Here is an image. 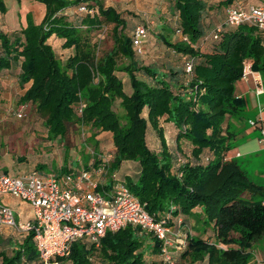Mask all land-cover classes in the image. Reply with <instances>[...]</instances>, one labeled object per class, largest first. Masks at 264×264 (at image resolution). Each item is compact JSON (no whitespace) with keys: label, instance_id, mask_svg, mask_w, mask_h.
<instances>
[{"label":"trees","instance_id":"16d2710c","mask_svg":"<svg viewBox=\"0 0 264 264\" xmlns=\"http://www.w3.org/2000/svg\"><path fill=\"white\" fill-rule=\"evenodd\" d=\"M34 1L44 8L39 22L26 12L25 24L18 29L0 27V72H15L20 86L30 82L19 102L33 104L42 115L47 137L60 140L72 122L88 127L89 139L95 140L96 133L110 135L115 152L107 169L114 172L123 161L138 164L137 175L125 185L148 213L159 216L171 206L172 213L183 216L200 210L212 239L189 237L183 258L190 263L252 264L249 248L264 237V202L257 199L263 188L226 155L235 137L228 119L245 108L244 99L235 95V83L248 60L254 71L264 72V38L246 25H222L217 38L212 37L232 0L213 7L223 13V21L213 28L206 27V17L213 13L206 0H167L161 8L165 11H155L160 24L154 37L179 61H162L159 71L140 64L129 29L135 24L117 8L101 0ZM79 5L92 12H79ZM73 6L77 14L71 16ZM6 12L5 0H0V14ZM165 13L173 22L164 20ZM109 25L112 44L99 58L98 34L107 32ZM50 38L67 50L64 62ZM121 59L125 61L119 63ZM187 62L192 64L189 72ZM119 71L129 77V92ZM116 101L122 114L115 110ZM162 121L172 125L174 151L167 147ZM148 125L158 136V152L147 141ZM98 160L79 168H90ZM146 234L127 225L108 232L97 245L75 241L57 264H144ZM151 238L152 252L159 254L160 243ZM3 245L0 264H43L31 233L18 246ZM10 245L14 248L6 252Z\"/></svg>","mask_w":264,"mask_h":264},{"label":"rangeland","instance_id":"374dc122","mask_svg":"<svg viewBox=\"0 0 264 264\" xmlns=\"http://www.w3.org/2000/svg\"><path fill=\"white\" fill-rule=\"evenodd\" d=\"M105 6H113L120 10L126 19L129 21L131 25H144L146 27L147 36L144 42V51L143 54L137 56L140 64H149L153 65L156 68L163 69L161 67L162 61H179L177 58L178 55H175L172 51L167 49L165 45L154 35L158 32V25L160 24V19L156 15L155 11L159 8L161 9L162 6H166L167 0H101ZM222 0H206L207 4L212 9L213 13H208L206 17V27L213 28L217 24L223 21V13L215 8L216 4ZM247 1L251 3L252 0H242V3ZM5 4L7 6V12L3 15L0 14V27L3 30L12 31L18 29L22 25L25 24V13L31 12L33 19L35 22H39L43 16L44 8L43 6L34 0H5ZM165 11L164 9H161ZM208 11V12H209ZM128 12L133 13L132 15ZM77 12L74 6L70 10V15L74 16ZM166 14V13H165ZM141 19V21H138ZM169 19V20H168ZM164 20H168L169 22H173L172 16L166 14ZM130 33H133V27H129ZM111 26L107 32L99 33V50L97 51V57H101L104 53V50H108L112 44V39L110 37ZM160 31V30H159ZM97 38V34L94 36ZM50 43L56 50L57 54L59 55L60 59L64 62L65 55L67 54V50H63L60 47V41L56 38H50ZM146 46V47H145ZM103 50V51H102ZM124 59H121L119 63L123 62ZM125 61V60H124ZM247 66L252 70V63L250 60L247 61ZM118 77L121 78L124 84V89L126 91L131 90V86L129 83V77L126 73L119 71L116 73ZM261 78L262 85L264 87V72L259 74ZM23 87L16 86L15 88L7 83L3 87L0 93V123H6V134L9 133L12 136L19 135L22 131L25 136V141L27 138L34 137V140H30L29 142H33V146L36 147H44L43 152L51 158L54 163L60 162V160L66 161L65 166H71L72 168L79 169V167L86 166L90 163V160L94 158H104L107 159L109 164L111 163L115 148L112 144V140L110 135L106 133H96L94 135L95 140L89 139V135L91 134V130L86 126L78 125L76 122L68 123L67 124V131L66 134L60 138L59 142L51 140L46 136V127L44 124V119L41 114H39L33 104L31 103H20L19 96L23 92ZM253 95L251 94V98H258L260 104L264 105V93L262 95H256L254 91H252ZM257 100V99H256ZM258 103V102H257ZM255 101L248 100L245 102V106L247 107L246 111L239 112L237 115L231 116L228 119V124L231 128L230 131L235 133L236 138L231 139L230 142L232 149L238 151L241 154V159H237L240 167L247 171V175L249 178L253 179V173H257L256 169L257 166L261 167L264 165V156L259 154L258 157L255 155L256 151L259 150L260 144L256 137L250 138L251 135H244L241 136V132H243L244 128L245 131L249 130L251 127L248 125V120L252 119L255 115V111L257 109L254 108ZM115 110L122 114L123 111L119 106L118 101L115 102ZM245 110V109H244ZM18 114H21L19 117ZM25 123L24 127L20 124ZM255 123V122H254ZM9 124V125H8ZM11 124V125H10ZM12 125L14 127H12ZM149 126V125H148ZM162 126L164 129V135L167 143V147L169 150H175V140H174V133L171 130L172 125H168L162 121ZM23 127V128H22ZM264 132V130L262 129ZM262 134V133H261ZM11 136V137H12ZM19 137V136H18ZM5 139V138H3ZM248 139V140H246ZM56 140V139H55ZM246 140V141H244ZM262 140L264 141V135H262ZM96 141V143H95ZM147 141L151 148L155 151H159L160 143L158 141V136L156 132L148 128V135ZM244 141V142H243ZM243 142V143H242ZM18 143L19 142L18 139ZM27 143V141H26ZM25 142L22 143V149L28 150L30 148V143L26 144ZM182 145V144H181ZM21 147V146H20ZM155 147V148H154ZM236 147V148H235ZM55 150V151H53ZM38 151V150H37ZM52 151V152H50ZM38 152H42L39 151ZM53 152H56L54 155ZM56 157V158H54ZM58 157V158H57ZM246 161V162H245ZM99 162V160H98ZM97 162V163H98ZM248 162V163H247ZM49 169H45L48 171ZM138 171V164L132 161H123L120 167L116 171L109 172L106 175V181L110 182L112 178L110 177L111 174L116 173V177L121 181H130V178H135ZM43 173V172H41ZM68 172H64L66 174ZM251 175V176H250ZM257 199H261L258 197ZM172 217L170 219V224L173 225L176 230H181V232L189 231V235L186 238H178L176 239L179 243H174L173 245L168 247V256L171 258V264H207L206 260L194 261L192 263L187 257L183 258L181 256L182 251L187 248L188 245V238L192 237L194 239H203L204 241H209L208 238L212 239V233L210 231L209 226L203 222V216L200 213V210L197 208L194 211V214L183 216L181 214L172 213ZM16 217V216H15ZM13 238L22 239L21 233L16 231L14 233H9ZM0 235L7 236L6 233L3 231V227H0ZM5 238V237H3ZM5 240V239H4ZM185 242V245L180 241ZM143 258L144 264H149L151 261L159 262L161 260V256L159 254H155L152 252L153 243L150 234H146L143 239ZM176 242V241H175ZM8 244V242H6ZM11 244V243H10ZM184 246H183V245ZM6 245H0V248ZM182 246V247H181ZM262 247H264V237L257 243L251 245L249 250L252 253V256H256L257 258L262 257ZM14 248L10 245L8 248L5 249L6 252H10V250ZM260 249V250H259ZM252 257V258H253ZM1 260V259H0ZM163 262V261H162ZM98 260H96V263ZM25 264V263H24ZM28 264H35V263H28ZM39 264V263H36ZM64 264H69V262H65Z\"/></svg>","mask_w":264,"mask_h":264},{"label":"built area","instance_id":"2783aa9c","mask_svg":"<svg viewBox=\"0 0 264 264\" xmlns=\"http://www.w3.org/2000/svg\"><path fill=\"white\" fill-rule=\"evenodd\" d=\"M78 11L92 12L85 5H79ZM222 25L250 26L264 38V0L257 4H231L226 9L224 22L213 32V38H217ZM146 36V27L137 25L132 33L135 54H143ZM181 38L186 39L184 36ZM247 64L240 80H250L254 93L262 95L264 87L259 73L252 71ZM191 69V62H187L185 70L189 72ZM250 123L254 124L253 121ZM261 133L264 135L262 130ZM239 155L235 152L233 156ZM226 159L233 157L227 154ZM108 166L107 159L99 158V162L90 168H79L61 175H42L36 169L20 175L0 174V194H9L27 202L34 217V221L17 220L13 210L0 203V225L21 234L31 233L36 253L43 264H57V258L67 256L75 241L97 245L108 232L130 225L159 241L161 260L164 264H171L168 247L173 245V240L179 243L176 239L186 238L190 232H181L170 224L172 206L159 216L150 214L145 204L127 188L125 181L116 177V173L111 174L112 180L107 182Z\"/></svg>","mask_w":264,"mask_h":264},{"label":"crops","instance_id":"0c3cea01","mask_svg":"<svg viewBox=\"0 0 264 264\" xmlns=\"http://www.w3.org/2000/svg\"><path fill=\"white\" fill-rule=\"evenodd\" d=\"M241 1L242 0H232L231 4H237V3H240ZM244 3L250 4L247 1H245ZM251 3L257 4V3H259V0H252ZM161 67H162V65H161ZM159 71H161V69H159ZM14 73L15 72L7 70V69L0 72V93H1V90H3V87L5 86V84H7V83L11 84L14 88L16 86L20 87L16 75H13ZM29 84H30V82L21 86V87H23V89H22L23 92L29 86ZM252 91H253V84L250 80H240L239 79L238 81H236V83H235V95L237 97L244 99L245 102H247L248 100H252L253 102L255 101L256 105L254 106V108L257 107V109L255 111V115L252 116L253 120L252 119L248 120V125L251 128L247 131H245V128H244L243 132H241V136L248 134V135H251V137H249L248 139L253 138V137H256L258 139V142L261 145L259 150L256 151L257 153H255V155H257V157H258L259 154H262V156H264V141L262 140V134H261V130L262 129L264 130V105L260 104V101H258V98H254V97L251 98V94L253 93ZM23 92L21 93V95L23 94ZM244 109H245L244 111H246V113H247L248 111H247L246 106ZM0 117H1V115H0ZM250 121H253L255 123L251 124ZM0 122H1V120H0ZM166 124L171 125L170 123H166ZM20 125L24 127L25 123H22ZM12 127H14V126L12 125ZM5 129H6V123H4V122L0 123V174L20 175V174H24L30 170H33V169H36L42 175H47V174L61 175V174H64V172L71 171L70 170L72 168L71 166L70 167L65 166L66 161L60 160V162L54 163V161H52L51 158H49L43 152L44 147H41V148L36 147L35 148V146H33L34 145L33 142L32 143L29 142L30 140H34V137H32V139L27 138V140H26L27 143H26V141H25L26 138H25V136L22 135V134H24V132L21 131L19 133V135L12 136L9 133L6 134ZM171 130H172V126H171ZM229 130H231L230 126H229ZM46 136H47V131H46ZM3 138H5V139H3ZM235 138H236V136H235ZM18 139H19V142L21 141V143H18ZM248 139H246V140H248ZM246 140H244V141H246ZM54 141L59 142V139H56ZM231 141L232 140H230V142ZM23 142H25L26 144L30 143L29 144L30 148L28 150L22 149V143ZM39 149L42 152H38ZM53 151H55V150H53ZM50 152H52V151H50ZM235 152H238V151H235V149H231L228 152V154L230 156H232L234 160H236V161H237V159L240 160L241 154L238 152L240 155L238 157H234L233 155ZM53 153H54V155L56 154V152H53ZM54 158H56V157H54ZM257 168H258V169H256L257 173L256 172L253 173L254 177H253V179H251V178L250 179L255 184H257L258 186L263 188V190H261L260 192H262L261 200H262V202H264V165H262L261 167L257 166ZM45 169H49V170L45 171ZM74 169L75 168H72V170H74ZM41 172H43V173H41ZM245 173L247 174V171H245ZM0 203L10 207L13 210L17 220L34 221L32 209L27 202L21 201L15 197H12L9 194H0ZM0 227H3V231L7 235V236L0 235V245H3L4 243L9 242L8 244L11 243V244L18 246L27 237L26 234L22 233V235H21L22 239L16 240V238H13V236H11V234H9V233L16 232L15 229L10 228V227L5 226V225H0ZM3 237H5V238H3ZM261 249H262L261 255L263 258H257L258 256L256 254L257 257L254 256L251 260L252 264H264V247H262ZM29 263H32V262H29ZM25 264H28V263H25Z\"/></svg>","mask_w":264,"mask_h":264}]
</instances>
